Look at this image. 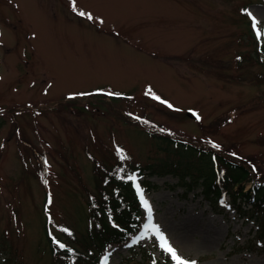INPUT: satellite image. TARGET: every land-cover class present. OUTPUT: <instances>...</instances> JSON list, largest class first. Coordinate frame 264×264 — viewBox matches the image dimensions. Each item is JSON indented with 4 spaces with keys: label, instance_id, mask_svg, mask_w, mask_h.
Returning a JSON list of instances; mask_svg holds the SVG:
<instances>
[{
    "label": "rangeland",
    "instance_id": "1",
    "mask_svg": "<svg viewBox=\"0 0 264 264\" xmlns=\"http://www.w3.org/2000/svg\"><path fill=\"white\" fill-rule=\"evenodd\" d=\"M256 30L264 43V0H0V264H86L58 254L81 250L96 178L167 159L160 136L264 180ZM147 179L152 223L142 205L140 231L100 264H174L152 224L196 264H264L228 193Z\"/></svg>",
    "mask_w": 264,
    "mask_h": 264
},
{
    "label": "trees",
    "instance_id": "2",
    "mask_svg": "<svg viewBox=\"0 0 264 264\" xmlns=\"http://www.w3.org/2000/svg\"><path fill=\"white\" fill-rule=\"evenodd\" d=\"M255 44V54L251 57L264 65V45H260L257 39ZM258 76L264 81V72ZM159 138L164 145L160 150L166 152L167 159H159L158 162L140 168H135L132 162L119 169H108L104 179L100 174V178H96L102 185L95 194L92 192L88 201L90 225L87 233L78 240L81 250L76 252L73 248L69 249L82 262L97 264L109 244L127 241L139 231V198L135 183L127 179L135 174L144 177L140 182L144 190L154 188L148 177L171 174L189 188L192 184L203 182L207 197L214 196L216 199L228 193L238 216L254 221L257 226L256 235L264 237V180H253L251 172L243 164L168 136ZM248 182L253 184L246 191L245 185ZM141 250L146 252L144 248ZM58 255L65 258L70 256L67 249Z\"/></svg>",
    "mask_w": 264,
    "mask_h": 264
},
{
    "label": "snow or ice",
    "instance_id": "3",
    "mask_svg": "<svg viewBox=\"0 0 264 264\" xmlns=\"http://www.w3.org/2000/svg\"><path fill=\"white\" fill-rule=\"evenodd\" d=\"M78 14L80 16H84L85 15L84 12H79ZM247 14L252 19V27H253V29H257V24L259 22L257 20V18L251 12H248ZM88 19L91 20V19H93V17L89 14L88 15ZM256 36H257L258 40L261 38V31L260 30H256ZM107 94L116 95L114 93H107ZM154 98L155 99H159L158 97H154ZM161 102L163 103V101H161ZM168 107L171 108L172 106L168 105ZM194 115H195V113H194ZM197 119H199L198 116H197ZM212 146L214 148L218 147L215 144H213ZM122 159H124V157H122ZM127 179L132 181L133 183H135L137 194L139 196V199H140L143 207L146 209L147 216H148V221H149V224H151L152 223V219H153V206L149 203V200L145 198V193L142 191L140 185L138 183H136V178L133 177V176H128ZM49 203H51V199L49 200ZM146 229L148 231H152L153 232V234L156 236L157 240L160 243V247L162 248V250L166 254L170 255L171 260L174 262V264H196L195 261L184 259L180 254H178L177 249L175 247H173V245L169 242V238L166 237L161 232V228H160V226L158 224H152L151 228H148V226L146 225ZM142 238H144V237H142ZM54 243H58V242L54 241ZM134 243H135V241H134ZM58 246L61 247V248L64 247L63 244H59ZM105 260H107V257H105Z\"/></svg>",
    "mask_w": 264,
    "mask_h": 264
}]
</instances>
